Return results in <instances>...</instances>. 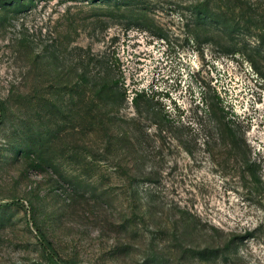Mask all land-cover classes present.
Instances as JSON below:
<instances>
[{
	"label": "rangeland",
	"instance_id": "obj_1",
	"mask_svg": "<svg viewBox=\"0 0 264 264\" xmlns=\"http://www.w3.org/2000/svg\"><path fill=\"white\" fill-rule=\"evenodd\" d=\"M0 101V264H264V0H0Z\"/></svg>",
	"mask_w": 264,
	"mask_h": 264
},
{
	"label": "trees",
	"instance_id": "obj_2",
	"mask_svg": "<svg viewBox=\"0 0 264 264\" xmlns=\"http://www.w3.org/2000/svg\"><path fill=\"white\" fill-rule=\"evenodd\" d=\"M85 75L81 78V83L78 87H76V93L78 94V97L80 98L81 102L79 105L83 107V104H88L89 110L87 112H90L92 114L95 113L94 117H98L99 120L103 123V118H105V113H102V108L100 107V104L106 103L107 100H109V94L107 93L109 89V83H104L103 85L96 87L97 85L93 84L92 87H88L87 81L85 79ZM2 104H4L2 101H0ZM86 106V105H85ZM85 108V107H84ZM84 108L82 110H84ZM88 113V114H90ZM81 118L86 121L87 117L85 114H81ZM39 238L41 241V244L43 245L44 249H53L52 242L49 240V238L43 233V231H39Z\"/></svg>",
	"mask_w": 264,
	"mask_h": 264
}]
</instances>
